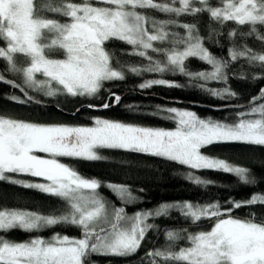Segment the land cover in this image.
Segmentation results:
<instances>
[{
  "label": "snow or ice",
  "instance_id": "1",
  "mask_svg": "<svg viewBox=\"0 0 264 264\" xmlns=\"http://www.w3.org/2000/svg\"><path fill=\"white\" fill-rule=\"evenodd\" d=\"M179 3V7L175 5ZM43 8L66 18L61 23L41 15ZM138 9H154L175 16H198L207 13L219 26L229 22L237 27L227 31L233 42L228 48V59L213 55L205 46L195 23L178 24L175 20H154ZM184 30V35L169 32L168 25ZM247 26V31L241 30ZM264 0H219L213 6L210 0H60L40 6L37 0H0V58L7 63V72L20 74L23 85L46 96L96 97L105 82L125 79L122 68L113 67L112 55L106 44L110 40L123 41L132 46L133 54L146 58V68L129 67V71L163 73L179 72L192 80L223 81L227 84L230 62L240 59L264 69V51L258 52L241 45L239 40L255 36L264 42ZM51 34V35H50ZM223 35L212 30L207 39ZM168 41L172 47L162 48L154 42ZM62 50L64 58H50L48 53ZM152 53H162L163 61L154 60ZM27 59L26 66H18L17 55ZM198 58L211 65V71L190 72L185 62ZM44 77L39 79L38 75ZM254 76L253 79H260ZM0 83L13 88L24 87L15 80L6 79L0 72ZM55 85V86H54ZM179 87L164 79L149 80L140 85ZM205 85H200L204 87ZM212 95L235 96L230 88L207 89ZM260 97H253L248 113H241L238 122L229 124L204 120L190 111L168 109L178 118L174 130L134 126L117 121L96 118L93 126L38 124L0 116V181L23 188L35 189L61 199L67 205L62 215H43L34 211L0 210V232L23 230L32 232L58 224H69L81 229L80 238L56 235L50 241L34 238L25 242L8 241L0 237V264H89L92 254L130 257L138 252L145 235L154 225L149 217L166 216L170 209H179L193 224L212 221L209 231L187 233L168 230L169 246L146 253L149 264H264V223L253 219L242 220L231 215L233 208L252 205L264 206V195L256 194L246 201H232L222 208L218 203L162 204L151 212L127 216L123 208H112L101 197V182L86 178L76 169L62 163L60 157L87 162L105 160L101 149L122 150L147 154L186 165L193 170H217L232 173L244 184H252L249 170L233 166L223 159L204 155L201 149L216 143L238 142L264 147V88ZM13 102L25 103L17 96ZM121 97L112 93V102L100 107L107 109L119 103ZM88 107H96L89 104ZM245 116L258 117L245 119ZM37 153L47 154V158ZM40 178L44 182L14 179L13 175ZM196 184H207L198 176L189 175ZM121 199H135L126 185L109 184ZM187 232V230H184ZM186 239L188 246L173 250L177 240Z\"/></svg>",
  "mask_w": 264,
  "mask_h": 264
},
{
  "label": "trees",
  "instance_id": "2",
  "mask_svg": "<svg viewBox=\"0 0 264 264\" xmlns=\"http://www.w3.org/2000/svg\"><path fill=\"white\" fill-rule=\"evenodd\" d=\"M81 2V0H72ZM165 2V0H158ZM51 3L57 6L60 0H37L40 6ZM213 6H219V0H210ZM178 2L175 5L178 7ZM151 19L175 20L178 24L195 23L199 34L205 38V46L209 51L219 57L228 59V48L233 42L227 38V31L237 27L229 22L225 26H219L212 21L207 13H200L196 17L158 12L154 9H139ZM41 15L46 18L56 19L61 23L66 18L58 13H52L43 8ZM218 30L223 35L214 38L219 43L209 40L207 37L212 30ZM261 34H264V27L258 26ZM170 33L184 35V30L176 25H168ZM241 30L247 31V26ZM241 45L247 44L255 51H264V42L253 36H247L239 40ZM155 46L170 48L172 45L165 41L154 42ZM2 43L0 42V47ZM107 50L112 55L113 67L122 68L125 79L121 81L105 82L104 88L96 97H71L67 95L46 96L42 92L34 91L23 85L20 74L7 72V63L0 58V72L4 73L7 79L15 80L16 83L36 100L45 103L47 107L37 106L28 102L18 91L0 84V116L11 117L17 120L33 122L38 124L52 125L62 124L68 126H90L96 118L122 122L134 126L148 127L153 129L171 128L175 121L171 118L168 109L178 107L194 111L199 118L204 120L220 121L233 124L239 121L240 114L251 109H230L226 111H211L195 107L173 104L170 101L190 102L213 107H236L250 102L264 88V69L250 65L246 60L240 59L230 62L227 84L223 81L192 80L179 72L166 71L163 73L141 71L140 74L130 72L131 66L146 68L149 61L146 58L133 54L132 46L119 40H110L106 44ZM50 58H64L62 50H53L48 53ZM154 60L163 61L162 53H152ZM18 66H26L27 59L23 55H17ZM188 71L196 73L211 71V65L206 64L198 58H189L185 62ZM260 76V79H253ZM164 79L179 87H168L165 85H153L150 88H141L140 85L149 80ZM205 85L203 88L200 85ZM230 88L235 96H214L207 89L223 90ZM112 93L119 95V103H112V106L103 110L100 105L104 102H112ZM10 96H17L25 103H16L8 99ZM261 103H264L262 101ZM89 104L96 107H88ZM79 110L76 117H68ZM246 119V117H245ZM100 154L106 157L105 160L87 162L74 158L60 157V161L76 169L86 178H95L101 182L98 189L110 206L123 208L127 216H133L139 212H151L158 209L162 204H182L191 202L193 204L218 203L222 208L231 206L232 201H246L253 195H264V147L247 145L238 142L216 143L201 149L204 155L223 159L233 166L244 167L249 170L250 179L255 182L244 184L239 177L232 173H224L217 170H193L186 165L169 161L161 157H154L147 154L130 153L122 150L101 149ZM198 176L201 180L210 181L207 184H196L189 175ZM16 178H19L16 177ZM20 178L28 179L20 176ZM30 178V177H29ZM109 184L126 185L131 195L135 198L125 206H121V200L117 194L108 187ZM25 210L34 211L43 215H62L67 212V205L59 198L43 194L35 189L23 188L7 181H0V210ZM232 216L242 219H253L264 222V206L252 205L248 207L233 208ZM147 223L154 225L149 229L138 252L130 257H114L101 254H92L89 264H149L146 253L152 249H164L169 246L165 233L168 230L180 232L181 236L187 233L207 231L212 221L202 220L193 224L186 219L179 209H170L166 216L149 217ZM208 224V225H207ZM184 230H187L185 232ZM56 235L68 236L69 238H80L81 229L69 225L58 224L51 227L41 228L32 232L23 230H11L0 232V237L13 242H25L34 238H42L46 241L52 240ZM188 246L186 239L177 240L173 250H179Z\"/></svg>",
  "mask_w": 264,
  "mask_h": 264
},
{
  "label": "water",
  "instance_id": "3",
  "mask_svg": "<svg viewBox=\"0 0 264 264\" xmlns=\"http://www.w3.org/2000/svg\"><path fill=\"white\" fill-rule=\"evenodd\" d=\"M7 79V78H6ZM1 85H4V86H7L9 88H12L16 91H18L20 94H22V96L30 103L32 104H35L37 106H42V107H47L49 109H56L58 110L57 108L55 107H50V106H47L45 103L39 101V100H36L34 99L25 89L24 91H21L20 88H13L11 87L10 85H7V84H4V83H0ZM18 84V83H17ZM22 87V86H21ZM261 95V93H259L257 96V98H259ZM253 99V98H252ZM252 99L250 100V102H248L247 104H244L242 106H236V107H213V106H206V105H200V104H196V103H190V102H179V101H170V103H173V104H180V105H184V106H189V107H195V108H200V109H207V110H211V111H226V110H230V109H246V108H250L253 106V103H252ZM262 101L264 100H259L257 101V103H261ZM105 110L104 108L98 110V111H103ZM81 110H79L77 113L73 114V115H67L65 114V116H68V117H76L79 113H80Z\"/></svg>",
  "mask_w": 264,
  "mask_h": 264
},
{
  "label": "rangeland",
  "instance_id": "4",
  "mask_svg": "<svg viewBox=\"0 0 264 264\" xmlns=\"http://www.w3.org/2000/svg\"><path fill=\"white\" fill-rule=\"evenodd\" d=\"M178 7H179V4H178ZM139 10V9H138ZM51 35V34H50ZM1 43H2V46L1 47H3V46H6L5 45V43L3 42V41H0ZM19 55V54H18ZM38 75V78L39 79H44V77H42V76H40L39 74H37ZM55 86V85H54ZM35 91V90H34ZM172 108H175V109H177L178 111H190V112H193V113H195L194 111H192V110H189V109H183V108H178V107H172ZM171 109V108H170ZM250 111V110H249ZM249 111H247V112H245V113H248ZM171 113V112H170ZM172 115H171V118L175 121V126L174 127H171V128H160V129H163V130H174L176 127H177V121H178V118H176L175 117V114L174 113H171ZM196 114V113H195ZM197 115V114H196ZM197 117H198V115H197ZM246 117V119H252V118H258V117H250V116H245ZM244 117V118H245ZM201 119V118H200ZM94 124V123H93ZM93 124L92 125H90V126H93ZM38 155H41V156H43V157H45V158H47V154H44V153H37ZM63 158H67V157H63ZM19 176V178H16V177H18ZM20 176H23V177H26V178H28V179H25V180H27V181H33V182H44V181H42L40 178H34V177H30L29 178V176H24V175H18V174H14L13 175V178L14 179H19V180H24V178H20ZM116 193V192H115ZM117 194V193H116ZM117 196L120 198V196L117 194ZM120 200H121V203H122V205L121 206H125L126 204H128V203H130V201L131 200H125V199H121L120 198ZM112 207V206H111ZM112 208H115V207H112ZM118 208H120V207H118ZM134 216V215H133ZM129 217H131V216H129ZM233 217H235V218H239V217H236V216H233ZM239 219H242V218H239ZM242 220H246V219H242ZM255 222H258V221H255ZM261 223H264V222H261ZM208 225V224H207ZM211 227H212V225L210 226V228L207 230V231H209L210 229H211ZM200 232V231H199Z\"/></svg>",
  "mask_w": 264,
  "mask_h": 264
}]
</instances>
